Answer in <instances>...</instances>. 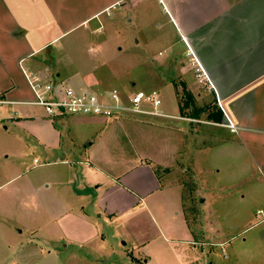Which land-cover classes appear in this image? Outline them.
<instances>
[{
  "label": "crops",
  "instance_id": "crops-1",
  "mask_svg": "<svg viewBox=\"0 0 264 264\" xmlns=\"http://www.w3.org/2000/svg\"><path fill=\"white\" fill-rule=\"evenodd\" d=\"M147 1L0 0V100L3 101L0 105V192L19 177L17 173L21 169H26L25 159L33 153L39 156L40 160L35 163L37 169H41L34 178L36 185L40 190H62L66 199L65 210L52 220L60 229V241L48 239L37 229L31 230L28 238L33 239L31 242L22 243L19 250L6 247L0 251L7 254L14 250L15 253L8 262L0 264H39L41 262L37 260L41 258L51 260L53 264H119L99 262L93 256L91 244L98 235L94 236L88 228L92 216L86 212V207L99 214V218L105 216L113 223L127 215L125 211H136L149 195L163 192L169 185L172 187L167 189L177 188L186 196L190 176L194 177L199 206L196 205L193 211L187 205L183 207L185 243L202 252L203 248L207 249L208 256V248L232 244L238 237L231 236L232 233L241 228L239 226L233 232L235 223H250L252 217L243 209L235 213L234 205L244 206L250 204L248 198L257 199L262 231L253 233L249 240L243 239V246L252 245L257 255L262 254V261L252 264H264V0H169L167 11L163 9L178 35L173 43H167L163 52L165 58L157 60L166 64L178 63V75L185 81L195 78L192 69L201 66L205 77L201 83L197 82L200 89H196V93L201 99L214 101L216 111H206L205 114H209L205 120L182 116L180 104L179 111L171 107L164 109L163 102L158 114L151 107L144 108L145 113L139 117L149 118L146 127L136 121L118 120L123 116L114 117L118 119L50 116L32 92L27 73L50 81L44 62L54 60L60 53L67 61H73L66 54L76 43L89 44L97 31L113 27L125 14L137 11ZM112 11L117 12L116 19L101 20L104 14ZM108 43V40L96 42L94 53L103 55ZM176 45H179L177 50ZM184 53L187 60L183 59ZM72 79L70 81L78 90L84 89L81 83ZM112 91L102 88L96 93L107 98ZM120 95L125 98L123 93ZM158 122L162 123L161 130ZM126 127H135L143 134L135 135V140L145 136L143 140L155 151L159 150L157 143L161 138L162 153L160 150L141 153L136 148L134 155L132 150H124L118 142L117 131ZM85 130L91 134L78 138L77 133ZM126 132L134 134L130 130ZM67 136L70 145L65 142ZM104 136L111 140V146H118L119 151L113 157L117 159L112 165L115 174L110 177L99 163ZM138 153L145 154L147 161L139 159ZM209 153L247 159L244 167L248 169L231 174L240 175L247 186L252 182L256 186L246 192L245 186L226 188L218 185L215 178H202V175L221 174L219 165H213L211 169L206 165L198 167V159ZM160 154H164L162 159ZM53 169H66L69 175H53ZM92 169L97 179L87 185L85 175ZM74 171L76 179L72 175ZM146 176L157 186L146 193L138 192L134 187L142 189L143 185L137 178L141 177L145 183ZM102 180H109L106 182L113 188L127 194L125 205L116 199L111 200L110 206L100 202L99 195L105 189ZM167 181L169 185L162 183ZM126 188L138 191L133 194ZM83 196L87 202L81 207ZM1 199L3 197L0 198V221L6 214V203H1ZM128 205L129 209L121 211ZM220 205L226 210L225 216L221 215ZM225 220L226 227L223 226ZM13 232L22 234L23 229L19 227ZM146 245L137 242V250L133 249L132 254L142 256L138 248ZM62 253L66 255L63 258L60 257ZM132 262L151 264L144 255L142 262Z\"/></svg>",
  "mask_w": 264,
  "mask_h": 264
},
{
  "label": "rangeland",
  "instance_id": "rangeland-1",
  "mask_svg": "<svg viewBox=\"0 0 264 264\" xmlns=\"http://www.w3.org/2000/svg\"><path fill=\"white\" fill-rule=\"evenodd\" d=\"M116 15L117 12L112 11L111 14H104L101 20L116 19ZM124 16L113 27L97 31L93 34L89 40V44L76 43L70 49L71 51L66 54L73 61H67V57H64L65 55L60 53L54 60L44 62L43 64L46 65L44 68L49 76V80L63 86L69 85L77 91L95 94H97V90L102 88L108 91L117 89L120 94H124L125 98L121 97L125 101H128L130 95L136 92L154 93L162 100L164 109L171 107L174 110H178L180 104L182 116L190 119L205 120L208 117V112L216 113L214 101L206 100L205 98L201 99L197 96L196 89L198 91L200 89L197 86V82L201 83V79H204V77H197L195 68L192 69L195 78L191 77L187 82L178 75V63L166 64L162 60H157L158 58H165L163 52H165L170 43H173L177 39L178 35L175 26L169 21L168 15L162 6L156 4L154 0H148L137 11L125 14ZM91 27L92 30L96 28L93 24H91ZM107 40L109 43L105 46L103 55L97 56L94 53L95 43ZM176 42L178 43V41ZM177 49H179V45H176ZM183 59H188L185 53ZM70 79L76 80V83H81L84 89L78 90ZM146 107L153 109L150 105ZM206 111H208L207 114H205ZM175 112L177 113V111ZM168 113L170 112L168 111ZM140 115L142 114H128L127 116L123 115L119 119H114L121 120L122 122L136 121L146 127L149 118L139 117ZM114 119H111V121ZM161 125L162 123L158 122L160 130L162 129ZM192 125L194 124L192 123ZM126 130H130L134 134L128 133ZM90 132H92L91 129ZM90 132L85 130L84 133H77V137L79 138L82 135L87 136L91 134ZM117 134L118 142L124 150H132V154L134 155L136 152L133 153V151L136 148L141 153L155 151L153 147L147 145V141L143 140L145 136L138 137L135 140V135H143L139 134L135 127L118 129ZM120 139H122V142L119 141ZM102 140L104 146L100 150L99 163L105 168L108 174L106 176L114 175L112 165L117 159L113 157L119 153L118 146H111L113 143H111L108 137ZM65 142L70 145L68 136ZM157 145L160 153H162L161 138ZM159 150L156 149L155 152H159ZM138 156L143 162L147 161L145 154L144 156L143 154H139ZM159 156L162 159L164 154H160ZM36 160H40L38 155H34L33 153L28 154L24 162L26 169H21L17 173L19 177L12 181L5 190L0 192V198L3 197L1 203H6L4 208L6 214L3 216L4 218L1 217L2 221H0V251L6 247L18 249L27 240L31 242L33 239H28L29 233L31 230L36 229L40 231L41 235L47 236L48 239L60 241V229L57 227V223H53L52 220L57 219L60 216L59 214L63 213L66 199L63 196L62 190H46L45 188L44 190H40L39 185H36L34 178L41 170L37 169ZM198 160L199 168L201 165H206L208 169H211L213 165H219V169L221 170L220 175L212 173L211 175H202V178H215L218 185H223L226 188L233 185H235V188L245 186L246 192H249V190L256 186L253 185V182L247 186V182H243V178L240 175L231 174H237L235 173L236 170L248 169L244 167L247 159H233L225 155L216 156L214 153H209L205 158ZM230 163L234 165L230 166ZM152 169L155 168L153 167ZM16 172H18L17 169ZM52 174L60 175L61 177L69 175L66 169H53ZM74 174H76L75 171L72 175L74 176ZM79 175L82 176L81 171H79ZM144 178H147L145 183L141 177L137 178V182L143 185L142 189L135 186L134 188L139 191L128 188L126 190L135 194L137 191L146 193L156 188L157 185L152 179H149L147 176ZM96 179L97 177L93 169L85 175L87 185H91ZM106 181L108 182L109 180ZM106 181L102 180L101 182V184H104L105 189L103 188L104 191L99 195L100 202L104 203L105 206H110L111 200L116 199L120 201L121 205H125L124 203L128 199L127 194L118 191L119 188H113ZM187 181L190 188L188 186L189 191L186 190V196L183 191L177 188L172 190L167 189V187H172V185H169V181L162 182L169 185L163 192L158 191L153 195H149L134 212L130 210L125 211L129 205L125 207L126 209L123 207L121 211L124 210L128 214L120 216L113 223H110L109 219L105 216L99 218V214L91 210L89 206L86 207V212L92 216V224L88 228H90V232L94 236L98 235L97 239L94 237L91 244L93 256L97 261L133 264L132 261L138 260L142 262L144 255L146 259L151 261V264H252L253 262H261L262 254L257 255L258 253L252 245L243 246V239L249 240L253 233L262 231V215L257 213L259 210L257 199L248 198L250 204L246 203L244 206L234 205L235 213L237 210L243 209L247 215L250 214L252 217L250 223H235L236 227L233 232L236 231L237 227L241 226V228L232 233L231 236H238L232 244L223 248H212L213 251L211 248H208V256L207 249L203 248L202 252L200 248L195 250L185 243L186 224L182 213L183 207L187 205L186 207L193 211L196 205L199 206L195 195L194 177L190 176ZM71 187L73 188L74 186L71 185ZM229 192L232 193V191ZM187 194H189L188 197ZM230 197L227 199H230ZM81 201V207L82 205L85 206L87 202L86 197L83 196ZM129 201L130 199L127 203ZM220 210L221 215L225 216L226 210L223 209L222 205H220ZM99 213L102 214V212ZM188 219H190V223H188L191 225V213L188 214ZM223 224L226 227L227 221L225 220ZM19 227L23 229L22 234L13 232L14 229ZM137 242L138 244H147L145 247L138 248L142 254L140 257L139 255L132 254L133 249L137 250L135 248ZM211 251L212 255H210ZM133 255L138 257V259L134 258ZM14 256V250H12V253L7 254L0 252V263L8 262ZM65 256L64 253L60 255L61 258ZM37 261L41 262L39 264H53L51 260L43 258Z\"/></svg>",
  "mask_w": 264,
  "mask_h": 264
},
{
  "label": "built area",
  "instance_id": "built-area-1",
  "mask_svg": "<svg viewBox=\"0 0 264 264\" xmlns=\"http://www.w3.org/2000/svg\"><path fill=\"white\" fill-rule=\"evenodd\" d=\"M157 1L167 11L166 3L169 0ZM195 72L197 77H205L200 65H197ZM27 77L38 104L43 106L50 116L73 115L110 119L126 114H144V108L148 105L158 114L157 111L162 105V100L154 93L136 92L125 101L117 90L104 98L95 93L77 91L69 85L46 81L38 75L27 73ZM2 103L0 100V105ZM231 129L235 131L232 125Z\"/></svg>",
  "mask_w": 264,
  "mask_h": 264
}]
</instances>
